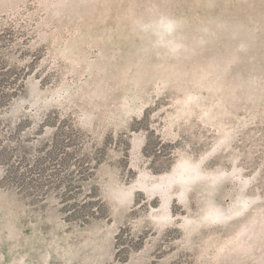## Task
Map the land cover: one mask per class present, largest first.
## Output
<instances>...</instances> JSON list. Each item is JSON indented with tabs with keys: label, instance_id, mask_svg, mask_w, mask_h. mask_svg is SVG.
<instances>
[{
	"label": "rangeland",
	"instance_id": "1",
	"mask_svg": "<svg viewBox=\"0 0 264 264\" xmlns=\"http://www.w3.org/2000/svg\"><path fill=\"white\" fill-rule=\"evenodd\" d=\"M0 49L29 75L5 121L78 131L103 210L0 165V264H264V0H0Z\"/></svg>",
	"mask_w": 264,
	"mask_h": 264
},
{
	"label": "trees",
	"instance_id": "2",
	"mask_svg": "<svg viewBox=\"0 0 264 264\" xmlns=\"http://www.w3.org/2000/svg\"><path fill=\"white\" fill-rule=\"evenodd\" d=\"M25 71L12 66L0 49V165L5 171L4 184L34 202L54 193L64 204L62 211L68 212L67 218L87 223L103 213L92 210V203L79 201L85 182L94 175V163L101 161L100 153L85 152L83 137L67 123L56 127L50 136L33 133L30 138L25 134V121H5L6 109L25 87L29 76ZM55 118L47 116V121L53 123ZM50 123L45 126L55 127Z\"/></svg>",
	"mask_w": 264,
	"mask_h": 264
}]
</instances>
